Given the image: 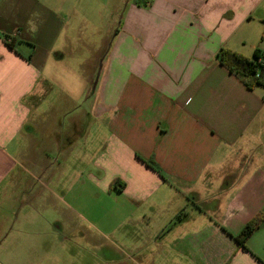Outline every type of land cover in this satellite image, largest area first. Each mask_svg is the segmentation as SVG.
I'll return each instance as SVG.
<instances>
[{
  "label": "crops",
  "instance_id": "0c3cea01",
  "mask_svg": "<svg viewBox=\"0 0 264 264\" xmlns=\"http://www.w3.org/2000/svg\"><path fill=\"white\" fill-rule=\"evenodd\" d=\"M223 47L264 52V0H0V262L97 264L62 245L87 179L168 213L128 264H264L235 238L264 207V85L222 65ZM72 156L83 171L55 191Z\"/></svg>",
  "mask_w": 264,
  "mask_h": 264
},
{
  "label": "rangeland",
  "instance_id": "374dc122",
  "mask_svg": "<svg viewBox=\"0 0 264 264\" xmlns=\"http://www.w3.org/2000/svg\"><path fill=\"white\" fill-rule=\"evenodd\" d=\"M84 6L95 14L98 12L97 5L87 2L84 5L82 4V7ZM96 17L100 22L99 14H96ZM120 20L121 13H119L118 16V23H120ZM110 22L112 21H110L109 16L103 14L102 23L110 24ZM85 27L86 28L83 29L84 37L95 40L98 39L99 33L97 30L93 29L95 28L93 24L87 23ZM99 70L100 65L98 66V71ZM80 82L81 80L69 78V87L71 90L75 91L79 88L77 84ZM63 83L66 87V83ZM77 96V98H80V95ZM105 133L106 129L105 125H103L102 134ZM58 156L59 154H56L54 158L58 159ZM262 158L264 159V157ZM59 160L62 159L60 158ZM143 160L146 163L148 162L147 164L150 165L151 168L155 169L149 163L148 159ZM64 161L65 167L70 168L71 172L64 173V175L62 173H57L54 176L55 179L53 180L52 185L55 191H60L61 193L69 184L73 185L74 171H83L82 167L84 166L82 164L83 161L77 156H72L68 160L64 159ZM84 161L86 162V158ZM155 170L158 171L157 169ZM86 181V184L82 183L83 180H81V183L76 182L75 186L69 190L70 192L67 197L73 203L79 201V203L83 205V214L81 216H77V227L74 225L75 229L71 225H66L64 227L63 232L66 238L63 240L62 245L66 249H71L81 254L86 253V261L88 263L97 264H128L131 262L130 255H132L128 249H151L147 238L143 235V232L148 225L151 231H156L159 226L164 225L168 213L161 211L158 207L151 209L148 206L149 203L148 205L142 203L137 205L132 202L133 205H129L127 203V199H122V196L116 192H120L117 188H115L116 191L111 195L103 193L102 197L99 196L97 198L94 196V193H98V191L95 190L94 183L87 179ZM166 184L170 185L168 183ZM77 190L80 192H77ZM82 190H85V193L83 194L84 196H80L82 199L78 200L79 196L77 193H81ZM44 192L49 193L47 190ZM165 197L166 195L164 191L160 190L152 196V199H154L156 203H159L164 200ZM219 199L221 198H218V200ZM133 211H135L136 214H139L140 218L144 217V214H146V217H144V219L142 218L141 221L132 222L129 216ZM261 211L264 213V207H262V209H260L256 214ZM59 215L61 216L60 213ZM149 216L153 218L149 221L150 223L145 221ZM3 245L0 246V257H4L6 254L5 249L7 248ZM247 245L252 246L254 249L264 250V227L257 229L254 234L250 236L247 241ZM0 264H2V262H0Z\"/></svg>",
  "mask_w": 264,
  "mask_h": 264
},
{
  "label": "trees",
  "instance_id": "16d2710c",
  "mask_svg": "<svg viewBox=\"0 0 264 264\" xmlns=\"http://www.w3.org/2000/svg\"><path fill=\"white\" fill-rule=\"evenodd\" d=\"M8 39V36L5 37ZM13 46V42H9ZM222 65L234 73L246 86L253 88L257 85H264V52L256 48L252 56H247L230 48L223 47L217 53ZM148 163V162H147ZM149 163L158 170L153 161ZM119 180L113 182V186H118ZM264 221L263 211L253 216L235 236L242 248H247V241Z\"/></svg>",
  "mask_w": 264,
  "mask_h": 264
}]
</instances>
